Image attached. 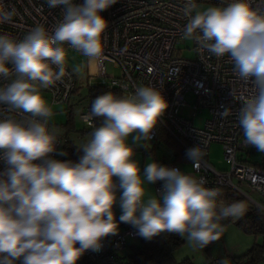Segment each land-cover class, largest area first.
I'll return each mask as SVG.
<instances>
[{"label":"clouds","instance_id":"obj_1","mask_svg":"<svg viewBox=\"0 0 264 264\" xmlns=\"http://www.w3.org/2000/svg\"><path fill=\"white\" fill-rule=\"evenodd\" d=\"M47 3L50 8L64 6L52 34L37 26L19 42L0 35V78L15 77L0 88V104L28 117L0 120V161L6 165L0 171V264H76L86 251L99 252L103 238L118 232L113 212L117 188L122 190L120 222L134 226L144 239L175 234L186 237L194 249L219 240L221 221L246 213L243 201L218 206L220 191L204 187L202 180L156 162L148 163L142 176L132 159L128 138L150 140L168 107L156 88L139 87L124 97L111 92L98 96L89 118L103 120L91 139L78 146L84 153L79 162L50 158L59 130L49 129L53 111L41 88L65 76V44L90 63L102 58L108 25L100 13L117 0ZM196 8L195 0H186L183 13L189 21L183 37L195 39L216 57L229 55L239 78L251 82L253 94L240 98L239 125L245 143L264 153V8L250 0ZM16 14L15 8H0V23L11 22ZM228 114L229 109L220 113ZM185 155L198 167L205 153L196 146ZM156 181H163L162 196L145 200V182Z\"/></svg>","mask_w":264,"mask_h":264},{"label":"built area","instance_id":"obj_2","mask_svg":"<svg viewBox=\"0 0 264 264\" xmlns=\"http://www.w3.org/2000/svg\"><path fill=\"white\" fill-rule=\"evenodd\" d=\"M73 2L83 4L84 0ZM231 2L233 0H195L197 7L201 4L227 6ZM185 3L186 0H117L116 4L102 11L100 15L108 25L102 35L103 55L99 61L91 63L86 57L88 86L102 84L119 88L123 97L134 95L137 88L144 86L159 90L168 107L158 123L184 153L189 148L201 146L205 155L198 167H194L190 161V170L187 171L182 170L184 162L175 158V151L155 162L178 168L198 181L202 180L204 187L219 191L224 186L235 189L257 207L264 208L248 194H256L264 199V156L256 162L249 159L256 148L245 143L243 129L239 125L240 98L253 94V85L239 78L229 55L216 57L195 39L191 40L190 47L183 45L186 41L183 30L189 21V17L183 13ZM250 3L254 7L264 8V0H250ZM63 7L50 8L47 0H0V8L9 11L15 8L17 13L11 22L0 23V35L7 34L19 42L37 26H43L52 34L63 19ZM63 46L66 51L65 76L47 89L41 88L48 94L50 106L68 103L73 88L77 86V76L69 62L74 54L83 55L67 44ZM185 51L192 52L191 58L184 55ZM105 62L118 66L120 76L105 73ZM14 78H0V88L6 87ZM186 95H190L191 100ZM184 108H190L193 113L185 114ZM203 109L208 117L203 119L202 126H196L193 116ZM225 109H229V114L221 116ZM89 116L88 105L80 112V121L89 128H96L100 121ZM5 118L23 121L28 117L0 104V120ZM49 129L52 127L49 126ZM151 135L152 138L145 141L148 144L157 142L155 129ZM57 140L56 150L49 154L51 159L56 158L66 139L58 134ZM211 143L221 145L226 169L215 168L208 161L206 156ZM5 167L0 161V171ZM153 184L155 195L160 198L163 181ZM243 187L248 192H244ZM119 218L115 216L119 226L117 234L103 238L99 252L86 251L76 264H125L129 244L143 237L134 226L120 222ZM261 252L259 261L253 264H264V248ZM209 264H219V260L215 259Z\"/></svg>","mask_w":264,"mask_h":264},{"label":"rangeland","instance_id":"obj_3","mask_svg":"<svg viewBox=\"0 0 264 264\" xmlns=\"http://www.w3.org/2000/svg\"><path fill=\"white\" fill-rule=\"evenodd\" d=\"M216 6V5H213ZM212 4H201L199 5L196 10L203 11L209 7H213ZM184 46L190 47L192 45L191 40H186L183 44ZM184 55L189 56L191 58L192 52L185 51ZM71 61L69 64L72 68L79 67V72L75 71V76H77V85L79 86V92L77 94L71 95L69 102L65 105H53L50 106L49 96L46 92L41 90L42 96L45 98L49 106L52 108L53 116L49 118V126L52 128L55 127L59 131L67 132V129L63 124H65L67 119V113L69 108H72V113L74 116V122L76 130H70L67 132V136L70 139H73L77 144H82L83 140L88 141L90 137L89 127L83 125L80 121L79 114L83 112L84 109L88 106V97H87V87L89 85V77L87 76L86 71V57L81 56L78 54H74L73 58L70 59ZM105 73L107 72L108 75L111 76H120V68L113 63L105 62ZM188 100H191L190 95H186ZM184 113L191 115L193 111L190 108H184ZM208 117V113L205 109L201 112H196L193 116V123L196 126H202L205 118ZM129 145L134 149V155L132 157L135 160L140 168L141 175L143 176V170L148 163L155 162L156 159L172 154L175 149L169 144H166L163 141H157L154 144H148L144 140L140 142H134L132 137L128 138ZM223 151L220 144L211 143L208 155L206 156L208 161L212 163L215 168L218 169H226L227 164L223 159ZM264 156V153L258 151L256 149L253 154H250L249 159L252 162L260 161L261 157ZM181 161V159H179ZM183 162L190 163L189 159H184ZM114 182L118 185L119 181L117 178H113ZM146 188V196L145 200H147L151 196L155 195L154 184H148L145 182ZM244 192H248L246 187L242 188ZM254 200L264 205V199H261L258 195L248 193ZM122 195V190L117 188L116 196L117 202L114 205V214L117 217H120L122 214V210L119 204V198ZM243 201L246 206L247 210L252 208H259L251 201L249 198L243 196L240 192L235 189L229 187H222L220 189V195L217 197V204L218 206L223 204L225 206L230 205L234 202ZM238 218L229 217L221 221L222 226L224 227V232L221 234V237L217 241H213L203 249H194L190 246L187 242L186 237H184L183 244L177 248L174 252L175 260L181 261L185 258H190L193 260L194 264H207L215 259H218L219 262L227 259V261L233 260V258L239 257L244 254L253 244H259L262 242L260 235H252L248 234L237 227L235 221Z\"/></svg>","mask_w":264,"mask_h":264},{"label":"trees","instance_id":"obj_4","mask_svg":"<svg viewBox=\"0 0 264 264\" xmlns=\"http://www.w3.org/2000/svg\"><path fill=\"white\" fill-rule=\"evenodd\" d=\"M79 86L74 87L72 95L79 92ZM108 92L113 93L117 97H123L119 88H109L106 85L94 84L87 87L88 105L91 111L92 102L100 95ZM72 108H69L67 113V119L63 126L66 127L67 132L70 130H76L74 116ZM100 123H102V117H96ZM95 128H89L88 131L93 132ZM157 134V141H163L169 146L173 147L176 152V159H187L183 149L177 145V142L166 132L161 125L158 123L155 127ZM67 132L60 131L59 135L65 138V142L58 151L55 160L58 161H78L83 156L82 149L78 146H82L83 143L87 142L83 140L82 144H77L73 139L68 138ZM91 137V136H90ZM91 139V138H90ZM89 139V140H90ZM235 224L242 231L252 234L260 235L262 242L259 244H253L243 255L233 258L228 261V264H253L257 263L261 256V250L264 248V209L250 207L246 213L239 217ZM184 242V238L169 233H162L158 236L153 237L151 240L142 238L136 243L129 244L126 262L125 264H194L190 258L182 259L181 261L175 260L174 252ZM79 245L77 244V247ZM15 264H22L21 260H17ZM209 264V262L207 263Z\"/></svg>","mask_w":264,"mask_h":264},{"label":"crops","instance_id":"obj_5","mask_svg":"<svg viewBox=\"0 0 264 264\" xmlns=\"http://www.w3.org/2000/svg\"><path fill=\"white\" fill-rule=\"evenodd\" d=\"M181 161H183L182 159H181ZM182 170H184V171H187V170H190V163L188 164V163H184L183 165H182ZM116 216V215H115ZM192 260V259H191ZM193 261V260H192Z\"/></svg>","mask_w":264,"mask_h":264},{"label":"water","instance_id":"obj_6","mask_svg":"<svg viewBox=\"0 0 264 264\" xmlns=\"http://www.w3.org/2000/svg\"><path fill=\"white\" fill-rule=\"evenodd\" d=\"M261 209H264V208L261 207Z\"/></svg>","mask_w":264,"mask_h":264}]
</instances>
